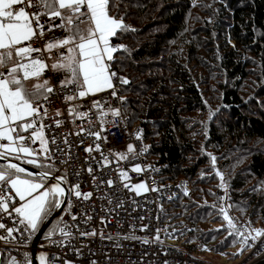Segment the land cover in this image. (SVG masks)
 Listing matches in <instances>:
<instances>
[{
    "label": "trees",
    "instance_id": "obj_1",
    "mask_svg": "<svg viewBox=\"0 0 264 264\" xmlns=\"http://www.w3.org/2000/svg\"><path fill=\"white\" fill-rule=\"evenodd\" d=\"M109 13L123 18L130 29L112 40L114 45L126 46L127 51L114 54L111 71L129 81L119 84L124 97L122 114L130 126H141L146 161L160 166L156 174L159 182L176 184L178 177L180 183L187 180L188 187L194 181L193 187L211 190L206 188L215 183L214 174L209 172L213 166L211 157L222 160L219 169L227 173L225 167L231 159L223 157L235 148L227 144V136L242 149L250 140L264 141V0H110ZM218 74L222 80L214 79ZM250 78L255 81V96L247 98V103L241 90ZM212 81L220 89V105L216 107L208 104L213 96L207 97L204 91ZM219 111L228 118H217ZM200 144L204 145L201 152ZM247 148L249 162L244 167L249 174L230 179L234 201L242 199L245 178H264V150L260 146ZM183 189H176L181 199L186 195ZM174 199L163 202L167 209ZM250 202L255 205L252 212L261 216L264 225V197L260 194L243 201V208ZM163 204L172 240L194 256L211 260L196 251L211 245L210 234L221 230V220L204 230L203 222L216 216L203 213L211 210L204 206L201 219H188L194 228L180 227L173 220L177 214L167 213ZM237 217L250 227L248 221ZM58 221L50 224L41 242ZM229 232L220 235L217 248L235 257L242 255L244 246L240 254L232 251L238 232Z\"/></svg>",
    "mask_w": 264,
    "mask_h": 264
},
{
    "label": "snow or ice",
    "instance_id": "obj_2",
    "mask_svg": "<svg viewBox=\"0 0 264 264\" xmlns=\"http://www.w3.org/2000/svg\"><path fill=\"white\" fill-rule=\"evenodd\" d=\"M16 6H19L18 9ZM109 6L110 0H0V161H3L0 163V233H3L0 234V241L5 245H18L22 239H30L40 224L54 210L61 209L66 200L65 210L71 215V196L85 201L92 198L93 193L80 190L79 182L67 189L62 186L68 184L67 170L61 176L53 175L59 170L55 167L56 163L67 165L72 162L73 144L65 135L61 142L66 148L60 147L57 137H49L46 132L53 124L56 128L65 124L63 119H57L62 116L61 110L49 114L50 101L58 95H63L64 102L68 104V116L74 119L87 120L92 109L99 110L101 131L104 130L105 117L120 116L119 109L109 107L105 111V103L102 101L94 100L89 111H82L79 104L73 103L108 90H111L113 97L117 96L113 83L117 74L111 71V64L115 62L114 54L127 51V48L124 45H113L112 40L118 37V33L130 29L123 18L116 19L109 14ZM45 17L47 19H43ZM56 29L62 30V38L53 37L42 48L33 46L36 40L45 41L47 35ZM65 49L66 54L63 51ZM54 50L60 54L49 65L44 53L51 54ZM49 71L59 75L45 78ZM54 79L58 80V84L52 83ZM119 79L123 85L129 83L127 78ZM118 99L123 101L124 97ZM47 120L53 124L45 123ZM88 123L91 124V120ZM81 133L95 140L102 139L100 132L82 126L76 135ZM136 139H141L139 133ZM37 144L38 147H34ZM146 150L143 148L136 153L134 145L128 144L126 152H110L105 155L100 144H95V147L85 148V152L89 153L85 159L94 160L91 153L100 152V160L96 164L103 172L113 163L109 156L114 155L115 162L119 163L120 160H127L129 154L140 155ZM13 160L42 170L30 172ZM211 160L215 166L216 157L212 156ZM86 171L97 187L106 185L113 188L119 180L124 189L134 191L137 196L158 190L150 189L145 182L131 183L128 172L122 169L117 177L107 180L103 174L97 176L91 164ZM131 171L141 173L145 169L135 164ZM80 174L79 171L73 172L76 177ZM215 174L221 178L219 186L223 188V175L219 171ZM120 206L122 202H117V207ZM219 211L227 227L232 230L229 235L239 231L228 215L227 208L221 207ZM71 218L77 220L76 215ZM6 220H10L12 226ZM60 224H64V227H60ZM57 233L62 240H52ZM88 234L80 232V236ZM262 234L256 230L257 237ZM241 237L247 244L249 237L243 233ZM46 238L54 245L70 246L74 237L69 226L61 220L48 232ZM54 259L58 257L52 258L42 253L39 264H54ZM11 264H17L15 259Z\"/></svg>",
    "mask_w": 264,
    "mask_h": 264
},
{
    "label": "built area",
    "instance_id": "obj_3",
    "mask_svg": "<svg viewBox=\"0 0 264 264\" xmlns=\"http://www.w3.org/2000/svg\"><path fill=\"white\" fill-rule=\"evenodd\" d=\"M16 7L18 9L19 6ZM29 11L33 10L29 9ZM53 37L62 38V30H54L47 35L45 41L36 40L33 46L42 48L43 44ZM63 51L66 54V49ZM59 54L56 50L51 54L44 53L46 62L50 65ZM58 75L49 71L45 78ZM52 83L58 84V80L54 79ZM113 83L117 90L116 97H113L111 90H108L73 102L79 104L82 111H89L94 100L104 102L105 111L109 107L119 109L120 116L108 115L104 118L103 131H101L102 122L98 119L99 110L92 109L87 120H79L68 116L66 110L68 104L64 102L63 95L54 96L50 101L49 114H54L57 109L61 110L62 116L57 117V119H63L65 124L60 128H56L51 120L45 121V123L53 124L46 135L49 137L55 135L60 147L66 148L61 142V138L65 135H67L69 142L73 144L71 149L72 162L67 165L56 163L55 167L59 170L53 175L61 176L67 170L68 184L66 187L79 182L82 192H91L93 195L87 201L78 200L74 195L71 196L73 203L71 215L65 210L67 201L59 215L58 223L63 220L73 233L74 238L71 239L70 246L54 245L47 238L45 242H41L46 229L39 241L37 251L42 246L47 256L58 257V259H54V264H215L211 260L194 256L191 251L180 247L172 240L170 229L164 221L165 213L162 204L175 195L178 185L169 181L159 182L157 180L156 174L159 172L160 166L146 161L147 150L140 155L129 154L127 160H120L119 163L115 162L116 157L114 155L109 156L113 163L110 168L103 169V172L96 164V161L100 160V152L93 151L91 153V157L95 158L94 160L85 159L89 157V153L85 152V148L95 147V144H100L101 151L105 155H109L110 152H126L128 144L134 145L136 153L146 148L141 134V126H130L127 118L122 114L121 108L124 101L118 99V97H121L118 75L113 78ZM88 120H91V124L88 123ZM81 126L91 131L100 132L102 139L95 140L94 137L83 133L79 136L76 135ZM138 133L141 135L139 140L136 139ZM89 164L93 166L95 174L97 176L103 174L105 180L117 177L118 172L122 169L128 172L131 183L145 182L150 189L156 188L158 190L148 191L137 196L134 191L124 189L119 180L113 188H108L106 185L97 187L86 171ZM135 164L141 165L145 171L141 173L132 172L131 168ZM74 171H79L80 176H74ZM12 195L15 194L12 193ZM117 202H122V206L117 207ZM72 215L77 216L76 221L72 220ZM89 216L91 219H88ZM5 222L12 226L10 220ZM60 227H64V224H60ZM244 228L240 224L238 230L249 239L247 244L243 242L245 252L235 264H251L264 256V235L258 237L255 234L245 235L241 231ZM80 232L89 234L80 236ZM252 237L256 238L252 239ZM33 238L34 235L30 239H22L18 245H5L0 241V264H11L13 259L17 264H26L28 259L31 260ZM62 239L58 233L52 237V240L55 241ZM40 243L43 245H40Z\"/></svg>",
    "mask_w": 264,
    "mask_h": 264
},
{
    "label": "rangeland",
    "instance_id": "obj_4",
    "mask_svg": "<svg viewBox=\"0 0 264 264\" xmlns=\"http://www.w3.org/2000/svg\"><path fill=\"white\" fill-rule=\"evenodd\" d=\"M203 2V1H202ZM206 4V2H204V5ZM111 15V13H109ZM202 16H204V13H201ZM112 16H114L112 14ZM115 17V16H114ZM116 19H118L117 17H115ZM118 77H123L122 75L118 74ZM124 78V77H123ZM223 76L218 74L217 77H215L214 79H219L222 80ZM250 81H247V83H244V89L241 90L242 95L244 96V98L246 99V102L248 103L249 100L247 98H251L255 96V81L253 79H249ZM205 94L207 97H210L211 95L213 96L212 98H210V103L208 102V104H211L212 106H219L220 105V89L219 87H217V84H215V82H211L210 84L207 83L205 85ZM120 96L123 97L121 91H120ZM124 101V100H123ZM264 106V104H262ZM264 110V107H263ZM122 111V108H121ZM223 111H219L217 118L221 117V116H225L226 118H228L227 114L222 113ZM244 112H246L244 110ZM203 135L205 136L206 133H203ZM200 138H203L202 136ZM225 141L227 142L228 145H232L235 146V148L233 150H231V153L229 156H225L223 157L224 160H230L228 166L225 167V170L227 173H224L222 170L219 169V162H221L222 160H216L215 161V166L210 167L212 170H210V173L214 174V179H215V183L213 184H207L206 188L211 189V190H206L203 189L204 187L202 186V188L199 187H193V185L195 184L194 181H192V186L188 187L187 186V180L184 183H180V179H178V177L176 178V184L178 186H182L184 189L183 191L185 193H187L185 195V198L181 199V196H178V193L176 190L175 191V195L169 199L172 200L174 199V197L177 199L173 200V204L171 205V207H169L167 209V201L163 204L164 208L167 210V213H172V214H177V219H173L175 221H178V225L180 227H184L186 228L188 227H193L192 223L189 224L188 219L191 217L193 220L195 218H200L202 216V210L204 209V206H207L209 209H211L210 211H203V213H208L209 216L215 214V218H213L212 220H208V221H204L202 226L204 227V230H207L208 228H211L212 226L216 225V221H219V219L222 222V226H221V230L216 231L211 233V237H212V242L211 245H203L202 247H199L198 250L196 251V253H198L200 256L211 259L212 262H214L215 264H235L238 262V260L240 259V256H234L232 254H227V253H222L220 251V248H217V242H219V238H221L220 235H223L225 233H227L228 231H230L231 229H229L228 227H225V225H227V222L223 219V215L221 214V212L219 211V209L221 207H225L228 210V215L230 216V218L233 220V223L235 224L236 228L238 229V227L240 226H244V230H241L244 232V234H255L256 236V230H260L262 233H264V225L261 223V216H259V214L257 212H252L254 210L253 207L255 206L253 203H249L246 208H243V204L245 202H248L251 200V198L254 197H258V195L260 196V194L264 197V178H256L253 177L252 179H247L246 185L243 188V196L242 199L241 197H238V199H236V201H234V199L231 196V187H230V179H233V177L237 176V175H242L243 177L246 174H249L246 170H245V164H247L249 162V158L247 157V151L248 148L247 146H260L262 150H264V141H258L256 140H250L248 141L245 145V148H239V144L236 143L232 138H230L229 136H227V138L225 139ZM237 144V146L235 145ZM230 147V146H229ZM200 152L204 150V145L200 144ZM226 148H222L221 150H225ZM123 152V151H122ZM208 152V151H207ZM245 152V153H244ZM233 157V158H232ZM42 159V158H41ZM219 171L222 175H223V182H224V187L221 188L219 185L221 184V178L219 176H217L215 173ZM229 176V178H228ZM249 178V177H248ZM179 181V182H178ZM49 183H51V181H49ZM196 185V184H195ZM178 193V194H177ZM177 194V195H176ZM254 194V195H253ZM253 195V196H252ZM252 196V197H251ZM224 199H221V198ZM244 201V203H243ZM246 205V204H245ZM230 206V207H229ZM252 212L249 215V212ZM190 214V216H189ZM237 215L241 216L243 219H245L246 221L249 222L250 227H246V223L241 222V220L238 219ZM59 218V216L55 219L56 221H58L57 219ZM258 219V220H257ZM181 220V221H179ZM237 220V221H235ZM225 221V222H224ZM224 222V223H223ZM57 224V222H56ZM238 226V227H237ZM200 229V223L197 224L196 227V232L199 233ZM232 231V230H231ZM237 242L235 247L232 249L233 253L235 254H240L242 247H243V240L241 239V233L239 231H237ZM264 235V234H262ZM260 235V236H262ZM239 238V241H238ZM234 240V238H233ZM232 240V242H234ZM198 241V240H197ZM198 243V242H197ZM232 244V243H231ZM40 245H43L42 243H40ZM200 245V244H199ZM219 249V250H218ZM226 249V248H225ZM223 249V250H225ZM222 250V251H223ZM245 252V251H244ZM46 254V251L44 250V248L42 246H40V248L37 251V261L39 264V256L41 254ZM244 254V253H243ZM242 254V255H243ZM30 261L28 259V264H30Z\"/></svg>",
    "mask_w": 264,
    "mask_h": 264
},
{
    "label": "water",
    "instance_id": "obj_5",
    "mask_svg": "<svg viewBox=\"0 0 264 264\" xmlns=\"http://www.w3.org/2000/svg\"><path fill=\"white\" fill-rule=\"evenodd\" d=\"M2 162L3 161H0V163H2ZM12 162L20 164L21 167H25L30 172H38V171H40V170H37V169H35V168H33V167L29 166V165L19 163V162L15 161V160H13ZM62 186L67 189L66 185L62 184ZM66 201H65L64 205L66 204ZM64 205H62L61 209L54 210L53 213H51V215L48 216L44 220V222L41 224V226L38 229L37 233H35L33 241H32L33 242L32 243L33 249L31 251V264H38L36 255H37V248H38L39 241H40L43 233L47 229V227L61 214V211H63ZM251 264H264V256H262L261 258L255 260Z\"/></svg>",
    "mask_w": 264,
    "mask_h": 264
},
{
    "label": "crops",
    "instance_id": "obj_6",
    "mask_svg": "<svg viewBox=\"0 0 264 264\" xmlns=\"http://www.w3.org/2000/svg\"><path fill=\"white\" fill-rule=\"evenodd\" d=\"M58 21H56V23H57ZM81 27H86L85 25H81ZM34 147H38V144L37 145H35Z\"/></svg>",
    "mask_w": 264,
    "mask_h": 264
}]
</instances>
